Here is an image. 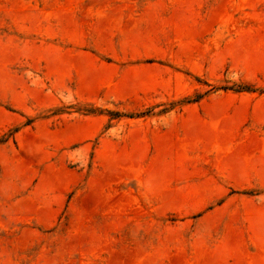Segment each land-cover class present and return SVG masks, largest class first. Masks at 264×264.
<instances>
[{
	"label": "rangeland",
	"instance_id": "obj_1",
	"mask_svg": "<svg viewBox=\"0 0 264 264\" xmlns=\"http://www.w3.org/2000/svg\"><path fill=\"white\" fill-rule=\"evenodd\" d=\"M0 264H264V0H0Z\"/></svg>",
	"mask_w": 264,
	"mask_h": 264
},
{
	"label": "trees",
	"instance_id": "obj_2",
	"mask_svg": "<svg viewBox=\"0 0 264 264\" xmlns=\"http://www.w3.org/2000/svg\"><path fill=\"white\" fill-rule=\"evenodd\" d=\"M243 86H245V88H249V87H247V85H243ZM108 112H109V114L114 115V116H117L120 114V113H118V111H108ZM135 114H141V112L135 113Z\"/></svg>",
	"mask_w": 264,
	"mask_h": 264
}]
</instances>
